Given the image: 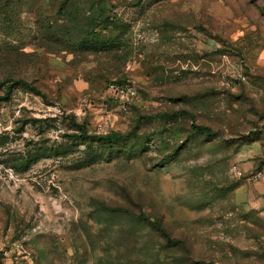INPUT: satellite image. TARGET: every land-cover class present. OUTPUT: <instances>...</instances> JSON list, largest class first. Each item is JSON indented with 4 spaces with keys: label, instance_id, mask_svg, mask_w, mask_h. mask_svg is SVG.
<instances>
[{
    "label": "rangeland",
    "instance_id": "obj_1",
    "mask_svg": "<svg viewBox=\"0 0 264 264\" xmlns=\"http://www.w3.org/2000/svg\"><path fill=\"white\" fill-rule=\"evenodd\" d=\"M263 116L264 0H0V264H264Z\"/></svg>",
    "mask_w": 264,
    "mask_h": 264
},
{
    "label": "trees",
    "instance_id": "obj_2",
    "mask_svg": "<svg viewBox=\"0 0 264 264\" xmlns=\"http://www.w3.org/2000/svg\"><path fill=\"white\" fill-rule=\"evenodd\" d=\"M85 46H86L87 50H98L99 49V47H98L99 43H87ZM182 115H187L191 119V121H192V123H191L192 129L196 133L205 134L207 136H213L214 135V131L212 130L211 127H209L207 125H201V124L195 123L194 116L190 112H188L186 110H182L181 109V110H178V111H175V112H163V113L160 114L162 119L168 120V121L176 119L177 117L182 116ZM263 118H264V116L262 117V119ZM83 137L84 138L89 137V139L94 140L95 142H98V143H101V144H109L111 146V145H113L115 143L120 142L121 140H125L126 139V134H123L121 132L113 131V132H109V133H106V134H103V135H87L84 132Z\"/></svg>",
    "mask_w": 264,
    "mask_h": 264
}]
</instances>
